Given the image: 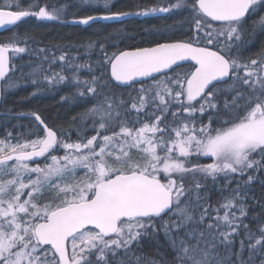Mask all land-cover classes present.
I'll return each mask as SVG.
<instances>
[{"label": "snow or ice", "instance_id": "6c2138e0", "mask_svg": "<svg viewBox=\"0 0 264 264\" xmlns=\"http://www.w3.org/2000/svg\"><path fill=\"white\" fill-rule=\"evenodd\" d=\"M83 6L95 14L67 19ZM114 7L0 0V28L28 17L182 18L147 33L163 42L111 54L95 40L32 49L15 33L0 42V100L24 80L37 86L30 97L74 89L61 101L84 109L71 122L75 140L38 111L27 114L35 131L0 137V264H156L140 252L161 234L171 264H264V202L251 218L247 203L253 184L264 187V0ZM79 47L99 55L81 63L70 54ZM26 53L39 63L24 73L15 61Z\"/></svg>", "mask_w": 264, "mask_h": 264}, {"label": "trees", "instance_id": "16d2710c", "mask_svg": "<svg viewBox=\"0 0 264 264\" xmlns=\"http://www.w3.org/2000/svg\"><path fill=\"white\" fill-rule=\"evenodd\" d=\"M30 0H20L22 7H27ZM45 2V0H41ZM50 3H56L57 0H48ZM63 3L64 0H59ZM72 2V0H69ZM78 4L79 0H75ZM115 5L113 10H134V5L137 3H155V0H112ZM75 12L77 16H83L85 14H95L90 11V6H83L79 11L76 8L69 9L68 20L73 17L71 13ZM164 16L136 18L131 17L122 21H97L91 26H85L78 24H64L60 22H41L36 19H27L23 22H19L13 30L0 33V42H7L8 39L15 33H19L23 36L28 34L31 39L28 44L32 49L42 48L45 46L51 47L52 45H69L75 44L77 46L81 44H87L89 41H104L106 43V49L109 54L113 52H119L124 50H132L137 46H151L150 42L160 39L163 42V37H157L156 35H148L147 33L160 30L163 31L165 25H171L176 23L181 17H172L163 19ZM264 37H257V46L260 40ZM23 46V45H22ZM55 51V49H53ZM86 49L79 47V53H85ZM255 51V48H253ZM59 52H56L57 54ZM91 55L98 56V49L90 52ZM23 57V56H22ZM36 58V57H34ZM20 60V62H19ZM30 61H15L18 67H22L25 63ZM28 70L30 68L28 67ZM14 76L20 77V72L17 71ZM23 81V80H21ZM20 81V82H21ZM36 85L29 83L28 85L22 84L17 89L11 91L7 100H2L4 107H0L2 112L5 111V107L11 108L13 115L17 113L28 114L32 111H38L45 119L46 123L50 126L63 128L65 130H71V138L76 139V128L71 123L73 117L77 116L84 109L83 106L73 104L71 101H61V96L70 95L72 89H61L56 93H39L36 96H31L30 93L36 90ZM67 90V91H66ZM36 124L34 119L22 118V117H1L0 116V137H3L7 131H11L13 135L17 133H27L29 130L34 131V125ZM42 134V133H41ZM264 179V177H261ZM211 187V182L209 181ZM212 203L214 204L219 199V193L215 190L211 193ZM250 197H255V200H248V207L250 209V218L258 213L261 209L258 207L256 201L264 202V187H261L259 183H255L251 186L249 192ZM249 223V221H245ZM254 227V225H253ZM239 247L237 242V248ZM140 254L152 258L156 264H171L173 259V253L168 243L166 242L163 234L160 235L157 240H146L142 242V249ZM245 258H247V252H245Z\"/></svg>", "mask_w": 264, "mask_h": 264}, {"label": "rangeland", "instance_id": "374dc122", "mask_svg": "<svg viewBox=\"0 0 264 264\" xmlns=\"http://www.w3.org/2000/svg\"><path fill=\"white\" fill-rule=\"evenodd\" d=\"M167 14H159L158 16H166ZM131 17H136V18H146L145 16H129V17H124V18H122L121 20H108V21H111V22H116V21H122V20H125V19H128V18H131ZM148 17H156V16H148ZM36 19L35 17H28V18H25L24 20H27V19ZM36 20H38V21H41V22H46L47 20H39V19H36ZM47 22H57V21H47ZM83 27H85L86 25H82ZM60 53H57L56 55H59ZM70 54H75V55H78V57H79V62H84L85 60H88L89 59V57L91 58V60L92 61H94L98 56H94V55H91V53H89L88 51H85V53H77V52H72V53H70ZM22 58H21V61H31L33 64H35V63H39V57H37V56H30L29 54H22ZM34 57H36V58H34ZM18 59L19 58H17L16 60L18 61ZM19 62H20V60H19ZM29 63H25V65L24 66H22V69H23V72L24 73H27V72H29L30 70H28V67H27V65H28ZM82 71H86V70H82ZM22 84H26V85H28L29 83H25L24 82V80L23 81H21L20 82V86L22 85ZM19 86V87H20ZM40 87L41 88H43V89H46L47 88V86L46 85H40ZM64 88H66L67 90L69 89V88H67V87H64V86H61L60 87V89L59 90H61V89H64ZM66 90V91H67ZM69 91V90H68ZM72 91H74V89H72ZM43 93H51V94H54V93H56L57 91H47V90H45V91H42ZM30 131V130H29ZM28 131V132H29ZM32 131V130H31ZM35 131V130H34ZM27 132V133H28ZM42 135V134H41ZM72 140H73V138H71ZM75 140V139H74Z\"/></svg>", "mask_w": 264, "mask_h": 264}, {"label": "water", "instance_id": "95a60500", "mask_svg": "<svg viewBox=\"0 0 264 264\" xmlns=\"http://www.w3.org/2000/svg\"><path fill=\"white\" fill-rule=\"evenodd\" d=\"M99 21H101V20H99ZM15 27L16 26H5L4 28H0V33H4V32H7V31H10V30H13ZM1 104H2V100H0V105ZM0 116L1 117H5L4 116V112H2L1 110H0ZM10 117H22V118H31V119H33L30 115H27V114H25V115H19V116L18 115H11Z\"/></svg>", "mask_w": 264, "mask_h": 264}]
</instances>
